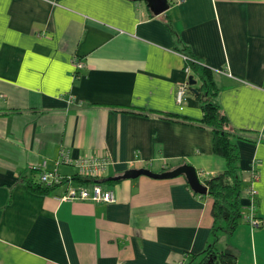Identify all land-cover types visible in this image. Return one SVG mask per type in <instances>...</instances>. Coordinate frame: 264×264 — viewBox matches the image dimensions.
<instances>
[{"label": "crops", "instance_id": "0c3cea01", "mask_svg": "<svg viewBox=\"0 0 264 264\" xmlns=\"http://www.w3.org/2000/svg\"><path fill=\"white\" fill-rule=\"evenodd\" d=\"M177 39L248 139L236 142L243 192L252 167L258 175L260 227L245 219L215 247L236 264H264V0H181L157 16L144 0H0V264H186L206 248L213 200L184 177L103 182L113 203L60 201L67 186H34L42 166L76 175L57 164L62 150L107 158L98 180L181 165L201 183L224 172L211 130L194 123L195 95L176 101L190 76Z\"/></svg>", "mask_w": 264, "mask_h": 264}, {"label": "trees", "instance_id": "16d2710c", "mask_svg": "<svg viewBox=\"0 0 264 264\" xmlns=\"http://www.w3.org/2000/svg\"><path fill=\"white\" fill-rule=\"evenodd\" d=\"M171 4V2H169ZM176 51L190 59L186 63L190 69L189 77L195 82L189 92L195 90V98L200 104L203 118L194 122L197 126L208 128L213 134V153L224 159V172L206 179L207 194L212 198L211 215L213 227L211 241L199 254L192 256L186 264H236V256L228 249L218 251L215 244L220 234L232 235L242 221L244 207L242 205L243 188L239 176V151L236 142L248 141L243 135L231 128L227 117L216 102L217 89L212 82L210 71L181 43L176 40ZM171 118H176L169 115ZM192 123V124H194ZM244 134V133H242ZM97 179H84L78 176L73 181L78 186H90ZM35 190L50 193L56 187H47L38 182Z\"/></svg>", "mask_w": 264, "mask_h": 264}, {"label": "built area", "instance_id": "2783aa9c", "mask_svg": "<svg viewBox=\"0 0 264 264\" xmlns=\"http://www.w3.org/2000/svg\"><path fill=\"white\" fill-rule=\"evenodd\" d=\"M181 0H168L171 3H178ZM185 63L184 71L186 75L189 76L190 69L187 67L186 63L190 59L186 56H183ZM76 72L81 71L84 68V65L80 62L74 64ZM189 83H184L181 85L176 93V101L180 105L183 101L185 95L190 91ZM57 164H67L72 165L76 169V176L84 179H100L105 172L106 168L110 165V161L107 158L95 157V158H80L72 160L68 157L65 151H61ZM40 176L39 182L44 184L47 187H59L67 186L66 194L60 197V201H86L93 203H113L114 196L111 191H104L100 184H92L90 186H78L75 183L72 186L73 177H62L57 174V172H46L43 170V166L40 167ZM96 180V181H97ZM258 180V175L255 171V168L250 170V187H248L243 195L247 197L249 201L248 213L246 215L247 222L249 223L251 230H256L260 227V221L256 217L254 212L256 196V190L254 189V184ZM75 185V186H74ZM205 185V184H204ZM206 186V185H205Z\"/></svg>", "mask_w": 264, "mask_h": 264}, {"label": "water", "instance_id": "95a60500", "mask_svg": "<svg viewBox=\"0 0 264 264\" xmlns=\"http://www.w3.org/2000/svg\"><path fill=\"white\" fill-rule=\"evenodd\" d=\"M144 2L147 4L149 10L156 16L166 12L169 8L168 0H144ZM188 80L190 86L195 85V82L193 81L192 77H189ZM192 93H196V91L192 90ZM141 176L153 180H170L177 177H184L191 191L199 195L207 194V187L204 185V183H201L195 169L189 165H181L179 167H176L175 169L164 173H152L151 171L146 169L128 170L124 172L121 176L105 180H98L97 184H102L103 182L135 179Z\"/></svg>", "mask_w": 264, "mask_h": 264}, {"label": "rangeland", "instance_id": "374dc122", "mask_svg": "<svg viewBox=\"0 0 264 264\" xmlns=\"http://www.w3.org/2000/svg\"><path fill=\"white\" fill-rule=\"evenodd\" d=\"M246 219V216L244 215L243 217H242V221L240 222V224L243 222V220H245Z\"/></svg>", "mask_w": 264, "mask_h": 264}]
</instances>
